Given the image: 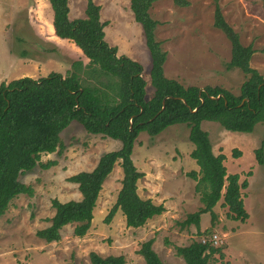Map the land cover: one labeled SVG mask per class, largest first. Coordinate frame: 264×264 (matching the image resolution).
I'll list each match as a JSON object with an SVG mask.
<instances>
[{
    "label": "rangeland",
    "instance_id": "1",
    "mask_svg": "<svg viewBox=\"0 0 264 264\" xmlns=\"http://www.w3.org/2000/svg\"><path fill=\"white\" fill-rule=\"evenodd\" d=\"M94 1L101 6L102 21L108 24L107 38L119 43L118 56H127L143 65L150 100L154 94L150 79L152 59L130 1ZM184 2L188 4L160 0L151 9L152 18L159 22L156 39L167 54L164 71L168 79L185 88L220 87L237 96L241 94L248 76L239 69H227L232 44L215 27L217 6L240 35L242 44L253 46L255 54L250 65L264 77V0ZM86 7L87 0H70L71 19L84 18ZM52 12L49 0H0V83L22 77L39 79L51 72L64 76L71 72L83 74L89 67V60L73 42L54 36L49 26ZM83 77L80 79L85 84L84 74ZM100 82L104 80L96 78L91 85ZM202 129L209 134L214 154L228 157L224 162L228 174L241 171L240 183L247 181L251 185L249 192L243 189L250 215L246 222L231 219L222 198L214 208L219 218L215 225L210 214L202 216L201 236L195 226L181 228L180 223L203 204L198 182L189 176L199 173V166L191 157L195 147L189 138L190 129L180 124L156 137L142 133L132 155L135 166L145 175L138 183V194L156 205H165L169 214L165 212L148 221L141 229H132L118 211L107 224L105 219L122 188L123 170L118 164L103 185L88 234L76 237V225L72 224L61 230L59 242L47 243L38 237V232L52 225L56 213L52 201L82 199L78 185L69 182V178L94 170L105 154L122 148L120 141L89 134L74 122L61 135L63 154L42 157L43 164L53 161L56 165L49 169L38 165L21 176L22 183L33 187L34 195L16 198L0 218V264H91L93 252L103 257L124 256L126 264H146L139 250L148 241H154L153 249L163 264H186L177 255L176 247L193 242L204 244L214 235L219 236V245L214 247L226 250L229 258L221 260L215 255L210 264H264V165L253 170L257 163L255 152L264 144V124L257 125L251 134L229 132L215 122H203ZM235 149L243 153L241 162L233 157Z\"/></svg>",
    "mask_w": 264,
    "mask_h": 264
},
{
    "label": "trees",
    "instance_id": "2",
    "mask_svg": "<svg viewBox=\"0 0 264 264\" xmlns=\"http://www.w3.org/2000/svg\"><path fill=\"white\" fill-rule=\"evenodd\" d=\"M129 1L135 21L143 28L152 59L150 79L154 94L150 100H147L148 83L143 65L127 56H118V48L107 42L108 24L102 21L101 6L94 0H87L85 17L75 20L70 17V0H49L54 12L53 24L49 22L52 33L61 41L73 42L89 60V67L83 70L85 84L80 79L82 73L64 76L52 72L47 77H22L0 85V218L16 198L34 195L33 187L22 183L21 176L38 165L44 169L56 165L53 161L43 164L42 157L56 152L63 154L61 135L72 123H79L89 134L122 143L120 150L105 154L94 170L69 178V182L78 185L82 199L66 203L52 201L56 210L52 225L38 232V237L47 243L59 242L61 230L72 224L76 225V237L88 234L103 185L118 164L123 170L122 188L105 222L111 223L121 211L127 227L139 229L163 215L166 212L163 205L138 194V183L145 175L135 166L132 155L142 133L156 137L180 124L190 129L189 138L195 147L191 157L200 170L189 176L198 182L203 204L180 223L181 228L195 226L201 236L202 216L210 214L215 225L219 218L214 208L222 198L231 219L243 223L249 219L241 194L242 189L248 188V182L240 183L239 174H228L224 165L226 156L214 154L202 123L215 122L229 132L243 134H251L257 125L264 124V77L250 65L255 54L253 46L242 44L240 35L217 6L215 27L232 44V59L227 69H239L248 79L239 96L220 87L185 88L165 76L167 54L156 39L159 22L151 15L153 4L160 0ZM174 1L178 5L188 4L184 0ZM96 78L104 82L91 85ZM255 154L263 166L264 144ZM241 156L242 152L235 149L233 157ZM153 242L143 243L139 255L146 264H163ZM176 252L186 264H210L215 255L225 259L222 249L201 242L178 246ZM90 261L91 264H126L124 256L103 257L95 252L90 254Z\"/></svg>",
    "mask_w": 264,
    "mask_h": 264
},
{
    "label": "crops",
    "instance_id": "3",
    "mask_svg": "<svg viewBox=\"0 0 264 264\" xmlns=\"http://www.w3.org/2000/svg\"><path fill=\"white\" fill-rule=\"evenodd\" d=\"M102 13V12H101ZM52 16H51V18H52V24H53V20H54V15H53V12H52V14H51ZM101 18H103V13H102V16H101ZM140 25V24H139ZM141 26V25H140ZM142 27V26H141ZM143 29V28H142ZM105 33H106V40L108 41V42H110V43H113V44H115V46H117L119 43L117 42V41H115L114 39H108L107 38V31H106V28H105ZM38 74H39V72H37ZM52 73V72H51ZM50 74V73H49ZM48 74V75H49ZM2 83H0V85H1ZM193 152V151H192ZM191 152V153H192ZM227 158L228 157H226V160H227ZM241 159H243V153H242V156L241 157H239V158H237V159H235V160H237V162H241L242 160ZM256 162V161H255ZM254 162V163H255ZM253 163V162H252ZM259 163H258V161H257V163L253 166V170L254 169H256V168H258V166H261V165H258ZM242 164H240V166H241ZM199 170H200V168H199ZM239 173H237V174H239L240 176H242L243 175V173L241 172V171H238ZM236 173V172H235ZM249 184V183H248ZM250 186L251 185H248V188L246 189V191L248 190V192H249V188H250ZM241 194H242V199L244 200V205H245V209L247 208V202H246V200H245V198L246 197H248V196H246L245 195V193H244V190L242 189L241 190ZM249 194V193H248ZM165 208H166V210H167V208L168 207H166L165 205H163ZM247 210V209H246ZM166 214H169V212H166ZM249 215V214H248ZM160 217V216H159ZM155 218H157V217H155ZM249 218H250V215H249ZM154 219V218H153ZM151 221V220H150ZM201 221H202V219H201ZM139 229H141V228H139ZM224 253H225V258L227 259V258H229L228 257V253L226 252V250H224Z\"/></svg>",
    "mask_w": 264,
    "mask_h": 264
},
{
    "label": "built area",
    "instance_id": "4",
    "mask_svg": "<svg viewBox=\"0 0 264 264\" xmlns=\"http://www.w3.org/2000/svg\"><path fill=\"white\" fill-rule=\"evenodd\" d=\"M205 238H203L204 240ZM205 243L204 244H211L213 246H218L219 245V236L218 235H214L210 240H204Z\"/></svg>",
    "mask_w": 264,
    "mask_h": 264
}]
</instances>
